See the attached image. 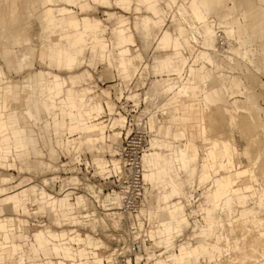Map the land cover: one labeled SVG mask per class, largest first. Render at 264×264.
I'll return each instance as SVG.
<instances>
[{
	"label": "rangeland",
	"instance_id": "obj_1",
	"mask_svg": "<svg viewBox=\"0 0 264 264\" xmlns=\"http://www.w3.org/2000/svg\"><path fill=\"white\" fill-rule=\"evenodd\" d=\"M157 1L163 2L165 0ZM181 1L186 3L188 0ZM234 1L236 5V13L230 21L233 22L238 19L242 12H244L250 20L248 21L249 26L255 21L264 20V0ZM39 2L40 0H0V51L4 46L11 45V40L6 38L5 35L15 32L28 36L29 44L19 42V44L15 45L14 49L19 50L22 47L35 48L33 55L30 57L31 64L24 65L19 69L7 66L0 54L1 107H3L4 111H9L15 107L14 109L18 111L20 116L19 125L23 126L26 123H32L31 119L24 118L22 115L23 105L21 103L27 96V92H25L21 84L27 78L30 71L34 69H43L57 73L64 78H68L69 75H77L78 78L74 88L75 91L79 92L81 88L88 87L91 90L90 95L95 96L98 102L103 103L106 110L102 112L100 118L95 121L98 122L103 120V123H99L97 125V130L88 134L81 133L80 135L76 131L69 133V121L61 120L62 125H65V128H63L65 147L63 146V141H61L60 146L57 145L55 142L56 134L54 131L51 132V130H49L50 128H45V126H43L45 124L43 120L37 122V125H39L38 130L36 129V126H33V128L36 131H39L42 135L52 137L57 152L56 154L54 151H50L49 157L52 159L51 161H48L46 154L42 156L47 165L52 164L49 169L43 171L29 169L28 167L21 165L17 159L14 160L13 156L17 155V149L13 147H9L10 151L7 153V156H5L0 140V160L5 164L0 165V171L5 175L12 176L10 181L6 184L15 185L22 181L18 186L20 188L18 189L16 187V190L19 191L28 187L29 185L26 183L29 181H33L34 183L32 184H39L42 183L44 179H47L48 183L46 188L50 192L59 190L61 184L64 188H74L76 194L84 192L88 193L89 199L85 204V208L78 207L76 208L75 213L95 212V217H104L107 225L104 227L102 224L97 223V221L92 224H75L73 221L60 220L58 219L59 215L55 213L51 214L48 211L42 212L38 207L39 200L32 195L26 201V212H23L21 209H13L11 204L3 205V210L0 212V218H7V223L12 224L13 229L9 233L11 242H20L23 244L27 241H34V233L42 229L45 224L53 231H60L61 229H77V231L83 236L89 234L93 236V238L98 239L99 243L103 246L98 250L86 248L87 251H99L96 254L94 253L93 260L89 261V264L96 260L103 262V256L106 255L110 250V246L113 244V239L110 236L113 234V228L116 226L113 217L110 214L105 213L101 205L105 206V201H107L106 195L108 193H110L113 198V203L116 204H119V196L117 195L118 190L116 187V179L112 176L113 173L107 176V178L105 177L107 175V169L110 168V166H107L104 169H99L97 168V161L103 160L106 161L107 164H110L111 161H118L120 158L118 155V144L120 139H122L123 135L126 133H128V139H133L134 141L139 140L146 151H149L150 149L156 150L161 155L171 151L170 145L173 146V150L178 146H183L187 139L195 143L196 146L197 157L195 161L191 162V166L195 168L192 187L185 182L187 174L185 172L180 173L181 179L184 181L182 186L183 192L185 194L193 193L194 195L192 203H187L185 199L183 201L185 202V212H188V215L186 214L187 220L191 223L189 225H183L182 228L178 229L175 227V221L172 220L173 229L171 230V233H169V237L173 239L174 243L167 249L162 248V251H176L178 244L186 240L188 236L192 237L193 234L194 236L197 235L198 230H192V217L199 219L201 223L205 224L204 220L206 218L213 221L218 216L219 211L217 210L218 212H214L212 210V182L209 181L203 185H198L201 162L202 160H211L209 151L211 150L212 142L214 140L219 141L221 139L223 142L216 147L213 146L218 157L224 159L226 163L229 160L232 164L231 169L228 166V176L231 174V171L238 169V166H236L237 163L240 164L241 169L247 170L248 174H243L242 178L236 180L237 182L241 179V183L240 181L237 182L238 184L234 182L236 184H234V186L235 188L240 186L244 189L247 183L253 185V188L244 189L246 193L251 195V200H248L245 207L248 206L253 209L254 204L256 205L255 201L258 197L259 191L260 193H264V31L262 29L264 24H260V30L257 28L259 32H255L258 34L262 29V34H258V36H260H256L257 38L254 37L252 39L251 37V40L256 41V49L258 50L256 56H253L255 60L253 65L250 63H248V65L244 62H236V64L232 65L222 56H215L217 61L221 64V71L224 72V75L217 78L215 77L217 70L212 71L209 65L197 63V53L200 50L197 45H195L197 47H190L185 44L186 46L183 50L177 49L173 51L172 48L170 49L173 37L168 31L170 30L173 32V26H176L181 30V33L177 35L173 34V36L179 37L180 40L185 43L188 42L189 30L187 26H185L186 24L181 23L174 8L167 5L166 2L161 4L163 7L162 10L166 11V15L163 16L165 23L161 28H165L168 31L163 32L158 41L159 48H155L156 37L159 35L158 31H153L151 37L145 39L140 37L132 28L135 16L145 13L143 8H140L137 11L133 9L136 4L135 0L131 1L130 7L127 9L116 5L111 0L109 4L90 1L91 5L82 10L77 6L61 1L58 3V6L72 8L74 11L72 14L77 18L82 16L99 18L104 25H106V28L102 33L105 38L98 39V41L107 45L105 46L104 51L93 52L91 41L89 38H86V41L82 43V51L79 54L78 62L69 68L56 67L48 65L46 44L50 43L51 39L59 38L61 31L58 27L54 29H42L57 21L54 19L52 22H49L46 18L48 14L45 13V9L42 10L40 8ZM228 2L230 1L228 0ZM35 3H38L37 8L34 7ZM25 4H27V8H25ZM51 6L56 7L57 5L53 4ZM104 11H115L116 13L124 14L127 17L120 16L118 18L117 16H112L107 19ZM224 17L225 12L223 11L213 16L215 19ZM120 22H124L125 26H131L133 32V40L130 44L131 54L132 56L139 54L138 57L133 58V64L135 66L133 64L132 66H128L127 73H124L123 67L119 65L117 55L119 48L115 46V37L112 36L111 31L112 27L113 34L117 36V24ZM151 28L152 27H150L149 31ZM218 34L221 36H219L220 39L217 46L222 50L227 46V39L223 36V32L219 31ZM181 41L180 44H182ZM170 52L172 53L168 55ZM157 55L160 56L162 59L161 61H167L171 58H179L181 56L186 59V56H188L189 64H193L194 68L193 70L189 69V71L193 72L191 77L187 79L183 71H176L173 63L172 66L168 68L169 71L162 68L156 60ZM215 72L216 74H214ZM165 77H173L175 81L183 79L190 83V97L185 99L182 98L180 99L181 101L171 106H165L164 99L166 95L162 93L155 95L152 99L145 98V93L148 88V91L151 93L153 92V86L152 88L149 87L152 85L151 82L153 80L158 81L156 79ZM202 82L208 83L207 90L210 92H207V96L210 99V104L204 102ZM9 85L12 86L11 89L8 88ZM222 85L229 86L230 91H236L237 93L235 95L237 97L232 100H227V98L230 99L232 95L229 93L226 98L221 90ZM102 90L104 93L101 92ZM148 91L147 95L151 94L150 92L148 93ZM134 93H138V95L134 98L127 97ZM106 101L114 108L113 115L109 114V111L106 108ZM88 103L90 102L88 101ZM231 104H234L236 111L230 112ZM83 107L89 108L88 105H83ZM253 111L254 113H252ZM175 114L179 115V118L176 120L173 119V115ZM1 115L2 114L0 113V116ZM116 115L126 116L125 127L115 129L121 132L118 137L113 135V131L110 130L108 125L110 118ZM250 116H252V119L254 116L255 118L252 120ZM179 131H183L184 136L177 138L174 136V133ZM7 135L8 140H10L9 146H12V142L14 141L13 136L10 131ZM71 138H74V141H71L70 143L68 142V139ZM231 141L235 144L233 146L234 149L231 147ZM39 149L41 150V148ZM46 151L44 150L43 153H46ZM222 153H224V157H221ZM26 158H29V155H27ZM11 162L15 163L9 165ZM176 168V165L172 167L173 170ZM249 171H252L251 174ZM219 172L221 174H226L227 170L221 168L219 169ZM73 176H76L77 180H73ZM167 179L168 178L165 174L158 175L157 181H159V185L151 191L153 196L150 195V192L146 193L145 205L148 208H153L154 199L157 205L156 213L161 222V225L157 228L159 234H161L159 229L162 227V221H164L166 217V210L169 209L168 207L172 202L178 200V197L176 196L169 197L167 190L164 189L163 184H165ZM242 180H245L243 181L245 183H243ZM204 189H208L206 194L208 201L205 205L201 200L202 196L200 194ZM162 194H165L166 196L161 198ZM116 195L117 198L115 199ZM203 205L204 207H207V209L201 208L199 212L195 211L197 207ZM237 205L238 204L234 207L235 213L233 216L235 218L237 215L239 216L237 208H244ZM252 214H257V218L262 217L264 220V210H262V208ZM20 219L24 220L25 223L23 227H26L30 232L27 235L22 230L23 227L22 229L18 227ZM117 220H115V222ZM235 223L234 227L240 225L239 228L243 227L244 231L250 229H253L254 231L256 229L253 228L254 225L250 222L247 225H241L239 222L235 225ZM121 224L124 225V219H121L120 225ZM198 224L200 225L198 222L196 223V226ZM212 225L211 229L204 235L203 240L208 243L209 251L211 252L214 251L217 244H221V247L223 245V242L217 235L219 233L217 224L214 225L212 223ZM145 226L148 229L149 227L156 228L155 223H147ZM239 228L235 231V235H239L237 236L238 238H240L243 233V231L241 233ZM260 232L261 230L259 233ZM75 234L77 235V232H74L73 235ZM1 240H3V233L0 231V241ZM188 241L193 245L197 244L196 238H190ZM59 245L60 243H58V246ZM66 245L67 244H64V246L60 245L59 249L68 251L74 256V258L69 259L70 261H68L63 255L55 252L51 257L52 260L64 259L66 264H80L82 263L81 259L84 257L88 258V255H83V251H80L77 245L74 246L69 244L70 246L67 247H69L70 250ZM83 246L84 245L82 244L81 247ZM18 254L19 253L9 254L7 252L5 257L0 258V264H35V262L27 260V257L20 261ZM232 254L233 253H231V255ZM228 255L229 254L220 253L218 259L221 264H233L232 262H229L230 257L228 258ZM41 257L43 259L42 255ZM225 258L226 261L224 260ZM215 263V260L210 261L209 255L204 254L200 257L198 264ZM189 264H194L193 257L189 260Z\"/></svg>",
	"mask_w": 264,
	"mask_h": 264
},
{
	"label": "crops",
	"instance_id": "obj_2",
	"mask_svg": "<svg viewBox=\"0 0 264 264\" xmlns=\"http://www.w3.org/2000/svg\"><path fill=\"white\" fill-rule=\"evenodd\" d=\"M61 1L77 6L80 10H82L91 5L90 1L109 4L111 0H40L39 6L42 10L45 9V13L48 14L46 18L49 20V22H52L54 19L57 21L54 24H50L52 26L49 25L46 28L42 29H54L58 27L61 31V35L59 38L51 39L50 43L46 44L48 65L69 68L79 61V54L82 51V43L86 41V38L90 39L93 52H101L105 50V46L107 44L99 42L98 39L105 38L102 33L105 30L106 25H104V23L96 17L82 16L80 18H77L72 14L74 12L72 8L66 6H58V3ZM112 1L116 5L127 9L130 7L131 1L133 0ZM135 1L136 4L133 9L137 11L138 9L143 8L145 10V13H141L135 16V19L132 23V28L136 33H138L140 37L145 39L150 38L153 31H158L159 35L156 37L155 48H159V38L164 31H168L165 28H161L165 23V19L163 18V16L166 15V11L162 10L163 7L161 4L163 2H166L170 7H172V4L167 0L163 2H158L157 0ZM53 4H56L57 6L52 7L51 5ZM37 6L38 3H35L34 7L37 8ZM25 8H27V4H25ZM172 8H174V6ZM104 14L107 16V19L112 16H117L118 18L120 16L127 17L124 14H118L115 11H104ZM143 23H147L148 28H143ZM181 23L184 22L181 20ZM117 27V36L113 34V29L111 27L112 36L115 37V46L119 48L117 52L119 65L123 67V72L127 73L129 68L128 66H132L133 64V58L138 57L139 54H135L134 56H132L131 54L130 44L133 40V32L131 26H125L124 22H120L119 24H117ZM150 27L152 28L149 31ZM173 27V32H171L170 30L168 31L173 37L170 49L172 48L173 51L177 49L183 50L185 49L186 45L190 47H197L193 43H191L189 36L188 42L185 43H183L179 37L173 36V34L177 35L181 33L180 29H178L176 26ZM5 37L11 40V45L4 46L0 51L1 57L3 58V61L6 63V65L15 69H19L24 65L31 64L30 57L33 55L35 48L22 47L19 50L14 49L15 45L19 44V42L29 44V37L18 32L5 35ZM178 40L179 42H182V46L179 45ZM171 53L172 52L168 53V55ZM179 58H171L167 61H161L162 59L157 55L156 60L159 62L161 67L167 69V71H169L168 68L171 67L173 63V65L175 66L174 69L178 72L183 71L185 73V77L189 79L188 76H186V70L187 72H189V69L193 70V64H189L188 56H186V60L181 63H178ZM197 63L200 64L199 62ZM35 78L37 80V91L34 93L33 86L35 85L32 86V84L35 83ZM77 78V75H69L68 78H64L57 73L49 72L43 69H34L28 73L27 78L21 84L22 88L25 90V92H27V96L23 99L21 104L23 105V117L31 119L32 123H26L23 126L19 125L20 116L18 111V115L16 114V119H14V117L12 116H7L6 113L8 111H4L3 107H1L0 105V113L2 114L0 116V140L5 156H7V153L10 151L9 147H13L17 149V155L14 157V160L17 159L21 165H24L29 169L43 171L45 169H49L52 166L51 164H46V162L42 158L44 153L42 149L40 150L38 148V145L40 144L39 141H41L43 148L47 150L48 156L50 154V151H54L57 154L52 137L42 135L39 131H36L33 128V126H36V129L38 130L39 125H37V122H40V120H43L45 122V124L43 125L45 126V128H50L49 130H51V132L54 131V133L56 134L55 142L57 143V145L60 146L61 141H63L64 147L65 136H63V128H65V125H62L61 120L69 121V133L76 131L81 135V133L88 134L97 130V125L99 123H103V120L98 122L95 121L100 118V116L102 115V111L104 112L106 110L105 105L103 103L100 104V102L98 103V101L88 103V99L90 98V96H92L90 95L91 90L88 87H83L79 92H76L74 88L77 82ZM11 87V85L8 86V88L10 89ZM101 92L104 93L103 90ZM234 92L237 93L236 91ZM223 94L225 96L228 95L227 92ZM137 95L138 93H134L127 97L134 98ZM234 96H232L230 99L227 98V96L226 98L227 100H232ZM99 104L102 107V111L99 108ZM83 105H88L89 108H84ZM106 108L109 111V114L113 115L114 108L107 101ZM178 118V114L173 115V119L176 120ZM125 121L126 120L124 115H116L110 118L108 125L110 130L113 131V135L115 137L120 136L121 133L119 130L115 129L124 128ZM9 131L14 139V141L12 142V146H9L10 140H8L7 135L9 134ZM174 136L179 138L180 136H184V132H176L174 133ZM71 141H74V138L68 139V142L71 143ZM213 142L218 141L214 140ZM213 142L211 150L209 151L211 160H202L201 162L200 173L198 176V185H203L209 181L212 182L211 196L213 198L214 206L217 198L219 197V194L223 191L225 181L227 180V176L229 174V168L225 160L218 157L216 151L213 148ZM231 143V147L233 148L235 144L232 141ZM170 150V152L162 155L156 150H149L144 154L143 178L145 184L148 185L146 188V193L150 192V195H152L151 191H153V189H155L159 185V181H157L158 175L165 174L168 179L165 184H163L164 189L167 190L169 197H178V200L172 202L168 207L169 209L166 210L165 220L162 221V227L159 229L161 231V234L167 235L168 241L172 242L171 238H169V233H171V230L173 229L172 220L175 221V227L178 229L182 228L183 225L189 224L184 209L185 202L183 201L185 199L187 203H192L194 195L193 193L185 194L183 192L182 186L184 181L181 179L180 173L185 172L187 174L185 182H187L190 187H192L194 182L193 177L195 174V168L191 166V162L195 161L197 153L195 143H193L189 139H187L183 146H178L174 150L173 146L170 145ZM183 152L186 154L185 157H182ZM27 155H29L30 159L26 158ZM221 157H224V153H222ZM2 162L3 161L0 160V165H5ZM228 162L232 166L231 162ZM14 163L15 162H11L9 163V165H13ZM117 163L118 161L113 162L114 165H117ZM108 165L109 164H107L106 161H97V168L99 169H104ZM175 165L177 166V168L173 170L172 167ZM221 168H225L227 170L226 174H221L219 172V169ZM11 177L12 176L5 175L0 171V212H2L3 205L5 204H11V207L13 209H21L23 212H26V201L30 198V196L33 195L37 200H39L38 207L42 212L48 211L51 214L55 213L59 215L58 219L60 220L62 219L63 221H73L75 224H92L93 222L97 221V223L102 224L104 227L107 225L104 217H92L84 220L81 219L77 213H75L76 208H85L87 195L84 193L78 195L75 201H71L65 194L52 193L48 191L46 188V185L48 183L47 179H44L43 182L39 184H32L34 182L29 181L26 183L29 186L19 191L16 189L20 188L18 186L22 183V181L18 182L15 185L6 184L10 181ZM207 192L208 189H204L200 193L202 196L201 200L204 205L208 201L206 197ZM117 195L115 196V199L117 198ZM165 196V194H162L161 198H164ZM106 199L113 203V198L111 197V195L107 194ZM204 205L198 207L199 210H201V208L207 209V207H204ZM156 209L157 205L154 204L153 208L148 209V212L152 215H157ZM213 211L215 212L217 210ZM256 211H258V209L255 204L253 209L249 208L248 206L244 208H238L239 216H249ZM218 218L219 213L217 218H215L213 221L206 218L204 220L205 224L201 223L199 219H195L193 229L198 230L196 235L197 244L193 245L191 242H189L187 240L191 238V236H189L182 243L178 244L176 250L177 252L170 254L167 257L169 259H166L167 261L164 260V264H189V260L192 257L194 258V261L199 263L200 257L204 254L209 255L210 261L215 260V264H221L218 259L221 251V244H217L216 248H214V251L211 252L209 251L208 243L203 241L205 233H207V231L211 229V226H213L212 223L216 225V221ZM7 221V218H0V231L3 233V240L0 241V258L5 257L6 253L8 252L9 254L19 253L18 256L20 261L24 260L27 257V260L31 262L33 261L35 262V264H49V261H51L52 264H54L53 262L55 261L57 262V264H66L64 259L52 260L51 258L53 253L55 252H58L61 255H63L62 252H64L65 254L63 255V257L67 258L66 260L68 261H70L69 259L74 258V256L68 251L59 249L60 245L64 246V244H67L66 247L70 246L69 244H72L74 246L77 245L78 249L80 251H83V255L89 254L86 248L99 249L100 247H103L99 243L98 239L93 238V236L89 234H85L83 236L80 232L77 231V229H61L60 231H53L50 227L46 226V224L42 229L34 233V241H27L23 244L20 242H11L9 233L10 231H12L13 227L12 224L7 223ZM198 222L201 224L203 229L195 228V224ZM24 223V220L20 219L18 227L22 229ZM22 230L26 235L30 233L26 227H23ZM74 232H77V235H73ZM193 236L194 234L192 235V237ZM58 243H60L59 246ZM82 244L84 245L83 247H81ZM67 248L70 250L69 247ZM94 253L96 254L98 252ZM41 255L43 256V259ZM45 258L50 259L48 260ZM80 264H86V262H82ZM91 264L104 263L100 260H96Z\"/></svg>",
	"mask_w": 264,
	"mask_h": 264
},
{
	"label": "bare ground",
	"instance_id": "obj_3",
	"mask_svg": "<svg viewBox=\"0 0 264 264\" xmlns=\"http://www.w3.org/2000/svg\"><path fill=\"white\" fill-rule=\"evenodd\" d=\"M167 1H169L172 4V7L174 6V8H175L174 10L176 11L177 15L184 22V24H186L185 26H187V28L189 30V39H190L191 43H193L194 45H197L200 48V51L198 53V62L209 65L211 67L212 71L217 70L216 71L217 74H216V72L214 73V74H216L215 77L219 78L222 75H224L223 74L224 72L221 71V69H220L221 64L215 58V56H218V55L222 56L227 62H229L232 65L236 64V62H244L245 64L250 63L251 65H253V62H255L253 56L254 55L256 56V52L258 50L256 49V46H257L256 41L251 40V37L253 39L254 37L258 36V34H260V33L262 34V32L264 31V28H263L264 27V25H263L264 20L255 21L249 26L248 21H250V20L247 18V15L244 12H242L238 19H236L233 22L230 21V19H232L236 13V5H235L234 0H229L230 2H228V0H188L186 3H183L181 0H167ZM249 1H251V0H249ZM250 4H251V2H250ZM222 11L225 12L224 18H218V19L213 18V16L217 15L218 13H220ZM260 24L263 25V27H262L263 31L261 29V32L256 34L255 32H259V30H260V28H259ZM142 27L148 28V24L143 23ZM219 31L223 32V34H224L223 36L227 39V44H226L227 46L224 47L222 50H220L217 46V43L220 39L219 36H221L220 34H218ZM261 36H263V35H261ZM178 43L180 46H182L180 44L179 40H178ZM181 57L179 58L178 63L179 62L181 63V62L186 60V59H184V57H182V58ZM186 73H187L186 76H188V78H190L193 72L192 71L187 72V70H186ZM34 75H35V73H34ZM156 80H158V81L153 80L151 82L152 85L149 86L151 88L153 86V88H152L153 92L151 93L150 91H148V89H149L148 88L146 90V93H145L146 94L145 98L152 99V97H154L155 95L162 93V94L166 95L165 99H164L165 106H171V105L176 104L177 102L181 101L180 99H182V98L185 99V98L190 97V85H189L190 83H188L186 80L182 79V80L175 81L173 77L158 78ZM34 81H35V83L33 82L34 84H32V86L35 85V86H33L34 87L33 92L35 93L37 91V84H36L37 80H36V78L34 79ZM153 82H154V84H153ZM207 88H208V83L202 82L203 99L207 104H210V99L207 96V92L209 90H207ZM221 90L223 93L227 92L228 95H229V93L232 96H234L236 94L234 91H230L229 86H227V85H222ZM147 91H148V93L150 92L151 94L147 95ZM234 98H236V96H234L232 99H234ZM96 100L97 99L95 96H90V98L88 99V101L90 103H92ZM100 104H99V108L102 111V107ZM164 104H162V105H164ZM14 108L9 110L6 113V115L12 116V117H14V119H16L17 111ZM230 109H231L230 110L231 112L236 111L234 104H231ZM252 113H254V111ZM255 116H254V118H255ZM250 117L252 119V116H250ZM39 142H40V144L38 145V147L41 148L42 151L44 152L45 149L42 146V142L41 141H39ZM221 143H223V142L220 139L218 142H213V146L216 147V146L220 145ZM146 152L147 151L145 150V148H143L141 150V153H140V165H141V169H140L141 178L140 179H141V185H142L141 203L136 207L135 212L132 214V213H129L128 211L126 212V210L119 208V204L121 203V200H120L121 195H120L119 191L117 192V194L119 195V204L112 203L106 199L107 201H105V206H103V205H101V206L103 207V211L105 213H108L113 217V221H114L115 226H116L115 228H113V230H115L119 227L121 219H127V217L130 219V217H132V220H130V222H133L138 227H141L144 231V235H146V240H143V243H142V250H144L145 257L150 259L153 264H164V260H166V259L168 260L169 258H167V257L170 254L175 253L177 251H162V248L167 249L169 246L173 245V243H174L173 239H171L172 242H169L167 235L158 233L157 228L159 225H161L159 217L157 215L150 214L148 212L149 208L145 205L146 188L148 185L145 184L144 178H143V172H144L143 157H144V154ZM183 153H182V157H185L186 154L185 153L183 154ZM45 154L47 155L48 161H51L52 159L49 158L47 151H46V153H44V155ZM259 156H257V157H259ZM14 157L15 156H13V158ZM121 161H122L121 158H119L117 165H114L113 162L111 161V163L108 165V167L110 166V168L107 169V173H106L107 175L105 176L106 178L110 174L113 173L116 175L122 170V168H121L122 162ZM228 161H227V165L231 169L232 166L230 165V163ZM236 166H238V169L231 171L232 174H230L227 177V180L225 181V184H224L223 191L219 194V197L217 198L216 203L213 206V210H218L220 213V217L218 218L219 220L217 219L218 221L216 223L217 227L219 228L218 229V231H219L218 236L220 237V240L223 242L222 247H220L221 248L220 253L229 254L228 258L230 257L229 258L230 260L229 259L228 260H229V262H232L233 264L234 263H236V264H264V220H263V218L262 217L257 218V214H252L251 216H238L237 215L236 218L233 216L235 213L234 207L236 204H238L239 207H245V205L248 203V200L249 201L251 200L250 199L251 195L246 193L242 187L239 186V187L235 188V186H234V184L237 183L238 181H240L241 179L238 180L237 182H236V180L239 178H242L243 174L247 173L246 169H241V166L239 163H237ZM251 172L252 171H249L250 174H251ZM76 178H77L76 176H73L72 179L77 180ZM245 180H242V182ZM240 183H241V181H240ZM243 183H245V182H243ZM245 188H247V189L253 188V185H251L250 183H247ZM52 193L65 194L69 198V200H71V201H75L76 197L78 195H80V194H76V191L74 190V188L73 189L72 188H64L63 185H61V184H60L59 190H54V192H52ZM81 194H83V193H81ZM84 194L87 195V199H86V203H87V200L89 199L88 193L84 192ZM108 195H110V193H108ZM152 196H153V193H152ZM255 202H256L258 209L262 208V210H264L263 209L264 208V193L263 192L260 193V191H259L258 197L256 198ZM154 204L156 205L155 199H154ZM186 208H188V207H186ZM195 211L199 212L200 210L197 207V209H195ZM259 212H260V210H259ZM77 214L81 219H84V220L96 216L95 212H91V213H83L82 212V213H77ZM186 214L188 215V212H186ZM236 214H235V216H236ZM87 215H90V216H87ZM195 219H197V218L192 217V223H193L192 228L194 226V220ZM231 219H233V220H231ZM115 220H117V221L115 222ZM235 222L237 224L239 222V223H241V225H247L250 222L254 225L253 228H256V229L254 231H253V229L252 230L250 229L251 231L248 230L249 232L246 230L244 231L243 227L239 228L240 225L234 227ZM147 223L148 224L155 223L156 228H153V227L150 228L149 227V229H148L145 226V224H147ZM190 223L191 222H189V224ZM236 223H235V225H237ZM195 226H196V224H195ZM197 227H200V229H203L201 224L200 225L198 224L196 226V228ZM237 228L240 229L241 233L243 231L240 238L237 237L239 235H235V231L237 230ZM241 229H243V230H241ZM192 230H194V229H192ZM260 230H261V232L259 233ZM174 233H176V232H174ZM176 234H179V233H176ZM232 234H233V237H232ZM173 237H174V235H173ZM195 238L197 239L196 236L191 237V239H195ZM150 239H151V242H150ZM187 240H189V239H187ZM95 250H98V249H95ZM155 250H158V252H156ZM59 251H61V250H59ZM109 251L106 253V255L103 256L104 264H112V261H111L112 255L110 254ZM88 252H89L88 258L84 257L83 259H81V261L86 262V264H89V261L93 260L94 252H99V251H88ZM62 253H63V255L65 254L64 252H62ZM231 253H233V254L231 255ZM45 259L49 260L50 258H45ZM224 260L226 261V258ZM48 263L52 264L51 261H49ZM53 263L57 264L56 261ZM194 264H198V263L196 261H194Z\"/></svg>",
	"mask_w": 264,
	"mask_h": 264
},
{
	"label": "built area",
	"instance_id": "obj_4",
	"mask_svg": "<svg viewBox=\"0 0 264 264\" xmlns=\"http://www.w3.org/2000/svg\"><path fill=\"white\" fill-rule=\"evenodd\" d=\"M142 149L143 144L139 140L128 139V133L124 134L118 144L122 170L112 175L116 179V187L121 195L119 208L132 214L141 203L140 153ZM130 220L132 217L124 219V225L121 224L110 236L113 239L109 251L112 255V264H153L145 257L142 250L143 240H146L143 229ZM155 251L158 252V250Z\"/></svg>",
	"mask_w": 264,
	"mask_h": 264
}]
</instances>
